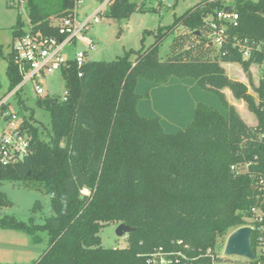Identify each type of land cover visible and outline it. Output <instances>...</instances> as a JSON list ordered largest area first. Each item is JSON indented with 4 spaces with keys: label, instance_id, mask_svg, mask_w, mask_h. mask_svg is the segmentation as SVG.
<instances>
[{
    "label": "trees",
    "instance_id": "16d2710c",
    "mask_svg": "<svg viewBox=\"0 0 264 264\" xmlns=\"http://www.w3.org/2000/svg\"><path fill=\"white\" fill-rule=\"evenodd\" d=\"M76 1L26 0L33 30L57 36L52 18L73 16ZM234 1L231 6L227 0H205L159 28L150 47L65 70V99L37 100L50 115L48 140L33 112L22 114L31 153L19 164L0 166V182L43 190L53 215L43 224L4 216L0 228L35 242L38 233L47 235V248L31 264H148L147 256L159 247L182 249L173 246L179 240L194 250H215L247 224L252 208L264 209V0ZM230 6L238 25L228 27L218 49L205 27ZM137 11L144 12V5L110 0L105 14L121 21ZM25 26L18 15L14 40ZM170 36H175L172 51L189 37L198 43L163 62L159 46ZM236 40L250 48L248 58L234 47ZM213 49L216 55L209 58ZM221 63H240L250 79V66L262 67L259 102ZM6 73L11 92L23 80L13 52ZM225 88L255 113V128L227 102ZM20 93L18 106L28 110ZM6 204L0 193V207ZM121 223L134 228L122 237L125 246L104 247L101 229ZM255 238L253 232V248Z\"/></svg>",
    "mask_w": 264,
    "mask_h": 264
},
{
    "label": "rangeland",
    "instance_id": "374dc122",
    "mask_svg": "<svg viewBox=\"0 0 264 264\" xmlns=\"http://www.w3.org/2000/svg\"><path fill=\"white\" fill-rule=\"evenodd\" d=\"M10 1L12 0H0V100L8 97L11 93L6 71L8 60L12 54L13 29L18 15L26 25L29 23L26 1L16 0L15 7L10 6ZM169 1L130 0L138 6L143 4L145 11L134 12L128 19L119 21L105 14V0H81L75 11L76 19L80 23H84L95 15L98 21L92 19L86 29L79 34L75 43L67 47V51L70 53L87 51L89 61H113L126 53L139 51L142 48L146 49L155 43V35L158 34L159 28L172 25L175 17L183 15L190 8L205 0H172V3ZM251 1L258 2L259 0ZM227 2L231 6L236 5L234 0H227ZM99 10L101 13L97 14ZM175 36H170L159 46V55L163 62L169 56L191 52L194 48L189 49L188 44L192 42L193 45H196L198 43L194 37H189L184 45L172 51ZM89 44H93L95 47L90 49ZM216 52L217 49H213L209 58L215 56ZM190 58L195 59L196 54L193 52ZM131 59H135L134 54L131 55ZM230 69V79L244 84L256 102H259L257 88L263 74L262 67L254 64L250 66L251 79L240 63H232ZM41 80L46 96L64 100L66 87L61 72L46 75ZM222 93L241 119L249 127L255 128L258 122L257 117L248 108L246 102L235 98L228 88L223 89ZM20 94L28 110H24L23 106L17 104L19 112L29 117L32 111L40 135L48 140L47 133L52 134L50 115L37 105L40 96L35 91L33 81L27 82ZM14 99H17L16 96ZM0 193L7 201L6 205L0 207V219L4 216H11L22 222L30 223L32 220L35 224H43L47 217L53 215L50 198L41 189H31L23 183L0 182ZM83 194L88 195L89 191L84 190ZM36 205L38 208L34 212ZM116 228V224H110L101 229L99 235L104 247L125 246L124 238H119L116 235ZM228 237L216 247L217 254L220 256V264L245 263L246 260L243 257L225 255ZM47 245L48 237L45 233H38L35 242V238L28 234L0 228V264H31L39 259Z\"/></svg>",
    "mask_w": 264,
    "mask_h": 264
},
{
    "label": "built area",
    "instance_id": "2783aa9c",
    "mask_svg": "<svg viewBox=\"0 0 264 264\" xmlns=\"http://www.w3.org/2000/svg\"><path fill=\"white\" fill-rule=\"evenodd\" d=\"M22 2L23 0H18ZM26 1V0H25ZM81 0L76 1V8ZM110 0H106L107 4ZM99 10L97 14H100ZM94 19V15L84 23H80L75 16L57 19L53 24L58 31V35H46L41 31H34L33 26L28 23L23 28V34L15 38L12 45V52L15 55V62L19 66L22 74V82L11 91L8 97L0 100V166H14L22 162L31 153V137L23 127V116L17 107V100L14 99L18 91H22L25 84L33 81L35 91L38 96L45 97L46 93L42 85L44 76L57 72L63 73L72 65H76L80 70L89 60L87 51H75L70 53L67 47L77 40L79 34L86 29L87 25ZM239 16L237 12L230 10H220L214 18H211L206 27L205 33L210 43L220 49L228 38L227 29L238 25ZM206 35V34H205ZM234 47L239 48L243 58H248L251 50L240 41H235ZM95 45L89 44V48ZM29 68L25 70V66ZM82 76V72H79ZM66 97V95H65ZM65 99V98H64ZM236 171V167H232ZM264 179L261 180V184ZM247 224L243 227H250L252 234L255 232V259L253 261H264V209L254 207L251 216L247 219ZM252 243V236H251ZM173 246L182 247L180 250L159 247L147 256L148 264H220V256L217 250L208 248L205 251L194 250L182 240L173 243ZM124 247V246H120ZM253 247V245H252ZM192 252V254L190 253ZM190 255H189V253ZM246 260V259H245ZM245 262H251L246 260Z\"/></svg>",
    "mask_w": 264,
    "mask_h": 264
},
{
    "label": "water",
    "instance_id": "95a60500",
    "mask_svg": "<svg viewBox=\"0 0 264 264\" xmlns=\"http://www.w3.org/2000/svg\"><path fill=\"white\" fill-rule=\"evenodd\" d=\"M172 3V0L169 1ZM226 11L232 10V7H226ZM198 33V32H197ZM29 68L28 65L25 66V70ZM134 228L121 223L116 228V235L119 238L131 233ZM252 229L250 227H241L231 233L227 239L225 247L226 256H240L246 260L253 261L255 259V253L251 243Z\"/></svg>",
    "mask_w": 264,
    "mask_h": 264
},
{
    "label": "crops",
    "instance_id": "0c3cea01",
    "mask_svg": "<svg viewBox=\"0 0 264 264\" xmlns=\"http://www.w3.org/2000/svg\"><path fill=\"white\" fill-rule=\"evenodd\" d=\"M10 6L11 7H15V5H16V0H12V1H10ZM52 21H53V24H55L56 23V21H57V19H54V18H52ZM211 44V43H210ZM212 45V44H211ZM231 65H232V63H221V66L224 68V70L226 71V75L230 78L231 76H230V68H231ZM254 65H257V64H254ZM253 66V65H252Z\"/></svg>",
    "mask_w": 264,
    "mask_h": 264
}]
</instances>
